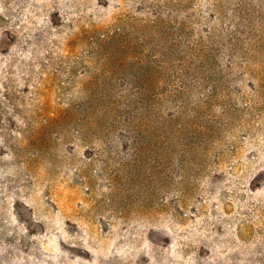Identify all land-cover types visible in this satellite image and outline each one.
<instances>
[{"label":"rangeland","instance_id":"374dc122","mask_svg":"<svg viewBox=\"0 0 264 264\" xmlns=\"http://www.w3.org/2000/svg\"><path fill=\"white\" fill-rule=\"evenodd\" d=\"M0 264H264V0H0Z\"/></svg>","mask_w":264,"mask_h":264}]
</instances>
